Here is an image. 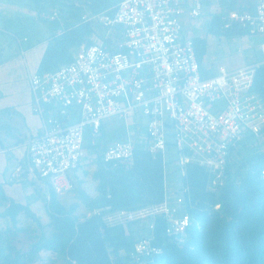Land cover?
<instances>
[{"label": "built area", "instance_id": "built-area-1", "mask_svg": "<svg viewBox=\"0 0 264 264\" xmlns=\"http://www.w3.org/2000/svg\"><path fill=\"white\" fill-rule=\"evenodd\" d=\"M205 6L206 0H119L114 12L93 15L106 29L105 37L95 33L94 43L79 48L67 64L29 76L33 112L40 116L42 130L27 142V162L16 167L13 177L25 173L28 179L47 180L56 193L71 191L70 172L88 155L87 128L97 134L112 116L124 120L128 139L110 144L102 165L107 170L131 168L138 141L129 128L144 116L140 138L152 155L162 156L166 171V154L174 146L182 174L195 164L209 172L210 189L222 185L231 148L249 134L262 138L264 103L253 88L260 62L232 71L222 67L203 77L194 36L185 35L182 18L201 17ZM235 24L264 33V0H255L254 11H230L224 28ZM14 36L20 45L28 40ZM105 38L112 39L111 45ZM168 183L166 178L161 202L103 216L109 226L146 222L150 234L123 251L126 264H148L162 254L155 235L159 221L178 240L191 225L185 189L180 184L169 190Z\"/></svg>", "mask_w": 264, "mask_h": 264}, {"label": "trees", "instance_id": "trees-1", "mask_svg": "<svg viewBox=\"0 0 264 264\" xmlns=\"http://www.w3.org/2000/svg\"><path fill=\"white\" fill-rule=\"evenodd\" d=\"M49 1L58 5L60 10V17L50 22L61 24V27L52 26L54 32L47 39L37 69L40 73L58 69L70 62L73 58L72 48L91 45L95 33L105 37L106 29L93 15L103 11L114 12V6L119 2ZM217 2L220 9L209 19L207 33L232 36L251 31L236 24L224 28V24L228 12L232 10L253 11L254 0ZM206 5L210 8L211 1L206 0ZM120 35L119 28L116 37ZM193 40L203 77L217 74L205 67L207 38L196 35ZM105 43L111 45L112 39L105 38ZM254 62L260 64L256 68L253 88L264 103V57ZM143 125L135 128L138 142L133 166L126 168L120 165L108 170L102 165L106 148L115 141L128 139V134L125 131L114 133V141L111 142L104 123L96 135L91 127L87 128L84 146L96 155L94 178L98 191L92 198L81 191L88 214L76 213V202L65 206L48 182L46 204L49 221L42 223L28 203L11 198L5 191V184L0 183V206L3 207L0 214L10 221L4 229H0V264H36L42 251L56 254L63 260L59 263L48 259L46 264H126L123 251H128L136 240L150 234L148 232L146 235L144 231L147 230L146 222L109 226L103 216L119 209L161 202L165 196L166 178L169 181L171 177L168 163L166 171L162 156H154L144 147L140 138L144 132ZM257 141L254 134H249L231 148L223 183L216 189L209 188V172L205 168L189 164L182 174L176 161L173 172L179 185L185 189L191 225L184 238L178 240L167 235L165 222L159 221L155 235L163 252L148 264H264V151L258 147ZM18 180L34 182L25 173ZM106 207L108 209H104ZM96 209L100 211L95 212ZM22 213L34 219L36 227L18 226ZM23 234L32 238L27 248L18 245Z\"/></svg>", "mask_w": 264, "mask_h": 264}, {"label": "rangeland", "instance_id": "rangeland-1", "mask_svg": "<svg viewBox=\"0 0 264 264\" xmlns=\"http://www.w3.org/2000/svg\"><path fill=\"white\" fill-rule=\"evenodd\" d=\"M54 11H58L60 17L58 5H54L49 0H0V58L11 59L19 56L22 54V49L26 51L27 55L29 48L52 36L54 32L52 26L59 25L61 27V24L51 23L48 19ZM211 15L210 8L206 7L203 15L199 18L193 20H189L187 16L182 18V21L186 25L185 35L187 37L199 35L207 38L208 51L204 63L209 71L218 73L222 67L227 71H232L247 63H253L255 60L263 59L261 45L264 43V33L251 30L244 35H212L207 33V24ZM14 34L19 38H23L24 34H26L29 37V41H25L20 45ZM72 49L74 54L79 48L74 47ZM136 122L137 125L129 128V130H132L131 135L133 141L138 139L135 128H138L139 124H145L146 117H138L136 118ZM103 123L111 142L114 141V133L121 131L127 133L128 131L124 120L117 116L108 117L103 120ZM261 137L258 139L257 145L264 151V132ZM242 151L244 153L245 150L242 149ZM166 159L168 169L171 171V177L168 183L169 190L173 191L179 185L178 179L175 178L176 173L173 172V169L176 167L174 146L168 148ZM26 162L27 157L25 159ZM96 168L95 152L88 150V155L82 166L70 172L75 181L74 188L69 192L57 193L59 200L67 207L75 202L78 203L76 210L78 214L89 213L87 204L81 196V191L91 198L98 193L97 180L94 178ZM18 184H20L21 194L23 195L21 201L29 204L31 211L40 217L42 223H47L49 221L48 206L46 204V199L49 195L48 181L34 179V182L18 181ZM2 211L3 207L0 206V213ZM8 224H10V221L0 214V229H4ZM36 225L34 219L26 216L24 213L19 216L18 226L34 228ZM144 231L147 235L148 230L144 229ZM20 237L21 240L18 242V245L21 248H27L32 238L28 234H23ZM48 259L57 260L59 263L63 262L62 258L58 257V255L48 251H42L36 264H46Z\"/></svg>", "mask_w": 264, "mask_h": 264}, {"label": "crops", "instance_id": "crops-1", "mask_svg": "<svg viewBox=\"0 0 264 264\" xmlns=\"http://www.w3.org/2000/svg\"><path fill=\"white\" fill-rule=\"evenodd\" d=\"M219 9L217 0L211 1V13ZM46 45L47 40L29 48L27 55L23 50L19 56L1 57L0 61V183L16 201H21L23 195L18 184L20 177L13 174L17 166L25 165L27 142L42 130L41 118L33 112L29 76L37 72Z\"/></svg>", "mask_w": 264, "mask_h": 264}]
</instances>
